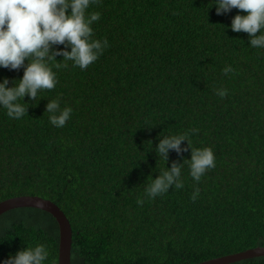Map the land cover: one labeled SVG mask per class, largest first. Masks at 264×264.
I'll use <instances>...</instances> for the list:
<instances>
[{
  "label": "trees",
  "instance_id": "trees-1",
  "mask_svg": "<svg viewBox=\"0 0 264 264\" xmlns=\"http://www.w3.org/2000/svg\"><path fill=\"white\" fill-rule=\"evenodd\" d=\"M23 195L70 264L264 247V0H0V202ZM58 245L0 215V264Z\"/></svg>",
  "mask_w": 264,
  "mask_h": 264
},
{
  "label": "water",
  "instance_id": "water-1",
  "mask_svg": "<svg viewBox=\"0 0 264 264\" xmlns=\"http://www.w3.org/2000/svg\"><path fill=\"white\" fill-rule=\"evenodd\" d=\"M16 208H35L50 214L59 227L57 264H70L71 227L69 221L57 205L34 195L12 197L0 202V215ZM264 256V247H256L242 252L210 259L197 264H230L244 259Z\"/></svg>",
  "mask_w": 264,
  "mask_h": 264
}]
</instances>
